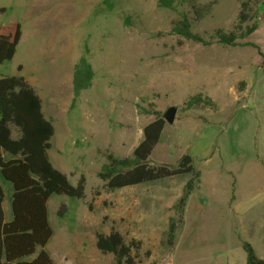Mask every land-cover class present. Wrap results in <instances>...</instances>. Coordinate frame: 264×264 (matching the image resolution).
Masks as SVG:
<instances>
[{
  "label": "rangeland",
  "instance_id": "374dc122",
  "mask_svg": "<svg viewBox=\"0 0 264 264\" xmlns=\"http://www.w3.org/2000/svg\"><path fill=\"white\" fill-rule=\"evenodd\" d=\"M243 1L258 12L243 30L258 28L241 41L259 49L184 40L171 31L176 12L157 0H0V25L19 21L23 30L0 77L23 75L35 86L55 128L51 162L73 184L85 176L83 198L51 196L45 249L57 264H116L96 245L97 233L112 229L140 241L136 264H246L241 239L264 258V2L197 0L203 14L194 30L208 38L237 30ZM82 54L95 76L72 104ZM171 105L175 121H166L151 161L176 166L184 153L193 156L201 191L197 184L183 210L177 202L193 174L116 190L98 175L108 154L132 155L144 126ZM238 165L241 192L229 203L225 171L236 174Z\"/></svg>",
  "mask_w": 264,
  "mask_h": 264
},
{
  "label": "trees",
  "instance_id": "16d2710c",
  "mask_svg": "<svg viewBox=\"0 0 264 264\" xmlns=\"http://www.w3.org/2000/svg\"><path fill=\"white\" fill-rule=\"evenodd\" d=\"M196 1L157 0L159 6L176 12V20L171 29L173 33L184 40L204 45L218 42L259 49L253 42L241 41L258 28L256 22L247 25L244 30L242 28L243 22L258 17L256 10L252 15L248 8L249 1L242 3L237 30L225 31L218 28L209 38L194 30L195 21L203 14L202 7H198ZM187 2L193 10L185 9ZM210 9L209 6L205 8L206 11ZM22 34V24L19 21L0 25V63L13 58ZM259 53L264 68V52L259 50ZM94 76L88 56L82 54L74 65L72 104L92 85ZM165 124V118L158 114L144 126L143 137L132 155L118 157L108 154L107 162L98 175L107 189L116 190L168 177L193 174L196 180L191 179L185 184L177 202V207L183 210L189 194L198 184L200 172L196 170L193 156L189 153L181 155L176 166L151 161V154L161 139ZM13 129L17 132L16 136ZM54 132L53 123L45 117L42 110V99L36 88L23 75L0 77V173L14 188V217L5 221L0 182V264H57L45 249L53 234L48 217V200L53 194L76 199L85 196V176L81 175L78 182L73 184L51 162L49 149ZM4 153L11 157H3ZM175 231L176 222L171 220L168 227L169 241H173ZM241 241L247 255L246 264H264V258L257 254L254 246L247 240ZM96 245L103 253H112L116 264H136L133 249H139L140 241L128 242L119 230L97 233Z\"/></svg>",
  "mask_w": 264,
  "mask_h": 264
},
{
  "label": "crops",
  "instance_id": "0c3cea01",
  "mask_svg": "<svg viewBox=\"0 0 264 264\" xmlns=\"http://www.w3.org/2000/svg\"><path fill=\"white\" fill-rule=\"evenodd\" d=\"M41 99H42V110L45 114V109L43 107V98L41 97ZM45 117H46V114H45ZM13 134H14V136L17 135V132L15 131V129H13ZM3 157L10 158L11 156L4 153ZM255 161H257V164L260 163L259 157H256ZM239 167L240 166L238 165V168H236V174L234 173L235 170L233 171L231 168H229L228 170L225 171V172H227L226 174H228L232 177V187H231V191H230L231 195L229 197V203L237 201V193L241 192V185H239L240 183H238V181H237V173L239 172ZM201 176H202V174H200V177H199V181H198L199 187L196 189L197 193H199L201 191ZM0 182H1L2 189H3L2 209H3L4 216H5V221H10L14 217V210H13V204H12V196H13V192H14L13 184L10 181H6L3 178V176L1 175V173H0ZM237 188H238V190H237ZM48 217H49V223L51 226V197L48 200ZM38 250H40V248H38ZM34 256H35V254L32 255L31 258H33ZM29 259H30V257H29Z\"/></svg>",
  "mask_w": 264,
  "mask_h": 264
},
{
  "label": "water",
  "instance_id": "95a60500",
  "mask_svg": "<svg viewBox=\"0 0 264 264\" xmlns=\"http://www.w3.org/2000/svg\"><path fill=\"white\" fill-rule=\"evenodd\" d=\"M177 109L176 105H171L163 113V117L168 123H173L175 121Z\"/></svg>",
  "mask_w": 264,
  "mask_h": 264
}]
</instances>
